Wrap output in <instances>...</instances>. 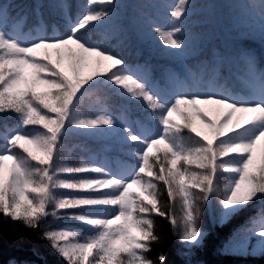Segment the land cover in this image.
<instances>
[{
    "label": "snow or ice",
    "instance_id": "snow-or-ice-1",
    "mask_svg": "<svg viewBox=\"0 0 264 264\" xmlns=\"http://www.w3.org/2000/svg\"><path fill=\"white\" fill-rule=\"evenodd\" d=\"M98 4L111 8L97 10L93 6ZM9 7L0 3V114L14 113L18 127L6 129L0 151V214L5 218L32 229L48 216L90 226L94 234L87 236L67 228L44 233L42 238L67 264H153L145 255L159 240L151 213L168 218L187 249L202 244L206 234L198 226L201 213L193 190L202 194L198 198L208 207L218 202L221 222L253 201L264 205V67L250 50L213 52L199 73L187 69L191 83L175 75L156 83L147 66L143 72L134 69L86 35L112 23L117 0H87L75 22L63 5L69 29L63 35H46L42 27L34 36L22 35L18 28L26 17H11ZM165 7L170 9L171 27L161 28L141 13L137 28L145 36L155 33L165 55L183 59L193 51L184 36L191 0ZM259 15L264 42V0ZM233 77L244 86L238 93L228 86ZM102 91L146 101L156 113L155 132L133 130L103 107L96 114L82 115L85 98ZM28 126L43 131H25ZM185 130L191 134L187 139ZM73 134L118 136L124 144L134 145L129 155L136 164L119 172L95 162L60 165L62 142ZM154 150L163 153V163L157 155L150 164ZM191 165L200 171H191ZM84 173L97 175L75 178ZM218 173L230 174L222 191L216 183ZM64 174L69 178H61ZM154 180L168 185L172 200L180 197L179 223L157 206ZM64 189L100 194L66 197L59 192ZM81 208L91 211L64 216L59 211ZM246 232L259 243L251 254L264 255V216L252 219ZM246 244L233 245V250L249 252ZM158 260L164 264L165 257L161 254Z\"/></svg>",
    "mask_w": 264,
    "mask_h": 264
},
{
    "label": "trees",
    "instance_id": "trees-1",
    "mask_svg": "<svg viewBox=\"0 0 264 264\" xmlns=\"http://www.w3.org/2000/svg\"><path fill=\"white\" fill-rule=\"evenodd\" d=\"M175 2L176 0H117L119 7L116 9V13L118 15L113 17L116 19L110 25L102 26L93 32L86 33V35L91 42L98 43L101 47L123 57L134 69L143 72L147 66L150 69L149 74L152 80L156 83L167 81L169 75L178 76L191 83L187 69H191L193 73H199L201 63L210 59L213 52L227 54L237 48L250 50L257 57L259 66L264 67V42L261 41L260 36L240 37L238 35V32L243 29V24L251 23L260 28L259 6L261 0L256 2L255 0H214L215 12L209 15L195 11L202 7L206 0H192L191 10L195 12L188 15L185 20L184 36L188 38L192 34L205 35V41H207L200 46L199 54H189L183 59L165 55L156 38L143 41L137 37L136 19L141 13L156 20L161 28L171 27L168 15L170 9L165 6H171ZM0 3L10 6L8 11L11 17H17V19L26 17L19 28L22 35L34 36L36 29L41 27L46 35L66 34L69 30L68 19L75 22L77 17L85 11L87 0H0ZM238 3H246L249 9H239L236 6ZM63 5H67L68 19L64 16ZM38 6L39 15H37ZM93 7L97 10L103 8L101 5ZM106 7L111 8V5ZM159 7L167 10L164 19H159L154 13V9ZM207 17L210 19L204 23ZM230 27L234 28L231 29V34L228 32ZM205 79L207 80V77ZM228 86L234 93L240 92L244 87L234 77L229 81ZM102 107L106 108L107 112L117 120L129 124L133 130L155 132L157 121L154 116L156 113L148 107L146 101L133 100L120 97L110 91H102L86 97L80 112L82 115H93L98 113ZM16 127H18V120L14 113L0 114V151L6 144L3 139L6 129ZM24 130L43 131L39 126H28ZM183 135L187 139L191 134L185 130ZM62 144L58 161L60 165L79 166L81 161L95 162L110 168L113 172H118L136 164L135 158L129 155L134 145L124 144L118 136L107 139L106 137L88 138L73 134L65 138ZM13 151L21 152L19 149H13ZM157 155L161 157V163L164 162L163 153H156L154 150L150 156V164H155ZM183 166V162H181V167ZM158 168L159 165L156 164L153 171H158ZM189 168L191 171H200L195 168V165H191ZM95 175L97 174L84 173L75 178ZM229 175L218 173L216 183L219 190H223ZM61 178L69 177L64 174ZM153 182L156 184L157 206L169 216L174 215L179 223L183 216L180 197L177 196L175 200H172L168 196V185L159 180ZM193 191L196 192V205L201 213L198 226L206 234L202 244L191 250L187 249L179 240L178 234H174L169 219L151 213L150 216L154 221V234L159 237V240L151 243V251L145 255L153 261V264H160L158 257L161 254L165 257L164 264H264V255H255L250 252L258 244L257 238L251 237L246 232L252 219L258 221L264 216V212H262L264 205L253 201L246 210L221 222L218 202H213V205L208 207L198 198L202 194L198 190ZM59 192L66 197L100 194L77 193L67 189L59 190ZM52 210V206L49 205L48 211ZM59 211L60 215L64 216L66 213L79 214L91 210L81 208ZM65 228L76 230L84 236L94 234V230L90 226L84 225L80 221L57 220L48 216L41 222L39 228L32 229L26 227L22 222H13L10 218H5L3 214H0V264H67L53 250L50 242L42 238L48 231ZM245 241H247L249 252L233 250V245H244Z\"/></svg>",
    "mask_w": 264,
    "mask_h": 264
},
{
    "label": "rangeland",
    "instance_id": "rangeland-1",
    "mask_svg": "<svg viewBox=\"0 0 264 264\" xmlns=\"http://www.w3.org/2000/svg\"><path fill=\"white\" fill-rule=\"evenodd\" d=\"M192 1V0H191ZM220 1H223V0H220ZM256 1H260V0H255ZM214 4V0H206V2L204 3V5H202V7H200L199 9L195 10L197 11V13H206L205 15H209V14H213L215 12V6L213 5ZM99 5V4H98ZM102 7H106L107 5H101ZM239 9L241 10H248V5L246 3H238L236 5ZM194 10H191L190 11V14H193L195 12ZM154 13L156 14V16L159 18V19H164L167 15V10L165 8H155L154 9ZM189 14V15H190ZM115 15L117 17L118 13L115 12ZM116 18H113V21L115 20ZM210 19V17H207L205 22H208ZM154 20V19H153ZM112 21V22H113ZM156 23H158L156 20H154ZM219 24H220V21H219ZM242 25V23H241ZM231 29H234L233 27H230L228 29V32L229 34H231ZM249 29L252 30V32L249 31ZM259 27L255 26V25H252L251 23H247V24H243V29H241L239 32H238V35L240 37H246L248 35L250 36H253V37H259L260 36V32H259ZM18 30L21 32L22 34V31L20 30V28H18ZM137 37L143 39V41L145 40H148L150 38H155V33H153L151 36H145L138 28H137ZM185 30V28H184ZM228 35V37H230V35ZM205 38L206 36L205 35H196V34H192L191 36H189L188 39L189 40V44H190V49H193V51L190 53V55H197L200 53V49H201V45H204L206 43L205 41ZM209 39V38H208ZM107 139L108 138H111V137H106ZM190 167V166H188ZM128 168H124L120 171H124ZM119 172V171H118ZM104 191H107V190H104ZM135 191V190H134ZM247 246V245H246ZM248 248V247H247ZM254 248H259V243L254 246ZM237 251H241V252H244L242 249H236ZM255 255H260L259 253L255 254ZM91 259V258H90Z\"/></svg>",
    "mask_w": 264,
    "mask_h": 264
}]
</instances>
